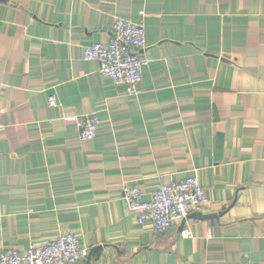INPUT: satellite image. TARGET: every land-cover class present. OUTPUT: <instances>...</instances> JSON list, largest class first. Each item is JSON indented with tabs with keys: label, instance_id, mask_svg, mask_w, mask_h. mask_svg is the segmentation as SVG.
I'll return each mask as SVG.
<instances>
[{
	"label": "crops",
	"instance_id": "obj_1",
	"mask_svg": "<svg viewBox=\"0 0 264 264\" xmlns=\"http://www.w3.org/2000/svg\"><path fill=\"white\" fill-rule=\"evenodd\" d=\"M117 17L145 27L138 95L84 58ZM0 83V253L71 232L92 264H264V0H0ZM189 177L215 217L157 232L124 200Z\"/></svg>",
	"mask_w": 264,
	"mask_h": 264
},
{
	"label": "built area",
	"instance_id": "obj_2",
	"mask_svg": "<svg viewBox=\"0 0 264 264\" xmlns=\"http://www.w3.org/2000/svg\"><path fill=\"white\" fill-rule=\"evenodd\" d=\"M113 37L108 43H93L85 48V60L99 63V72L110 77L115 84L126 86L129 94L141 92L144 68L150 59L145 54L146 31L141 23L117 17L113 23ZM4 86L0 83V93ZM51 105L57 97L49 98ZM101 120L95 113L78 118L80 139L95 138ZM123 196L130 210L137 214L140 223L150 222L157 232H166L175 221L186 218L193 210H200L210 203L207 189L196 177L179 182L162 184L150 200L143 199L137 186L125 184ZM185 238L192 236L190 229L182 231ZM90 250L80 245L78 235L71 232L59 234L45 244H30L25 252L18 249L0 253V264H73L85 261Z\"/></svg>",
	"mask_w": 264,
	"mask_h": 264
},
{
	"label": "water",
	"instance_id": "obj_3",
	"mask_svg": "<svg viewBox=\"0 0 264 264\" xmlns=\"http://www.w3.org/2000/svg\"><path fill=\"white\" fill-rule=\"evenodd\" d=\"M192 216L195 217V218H203V219L215 217L214 214H202L200 212H195V214H190V215L187 216V218H184L182 224H185L186 220L188 218L192 217ZM102 249H103V246H98L97 248L92 250L91 254L89 253L88 258L85 261L76 262V263H73V264H92V255L94 254V256L96 258H99V256H100L99 253L101 252Z\"/></svg>",
	"mask_w": 264,
	"mask_h": 264
}]
</instances>
